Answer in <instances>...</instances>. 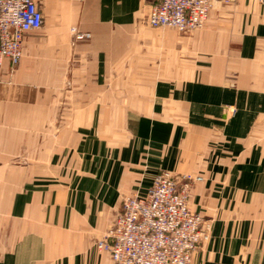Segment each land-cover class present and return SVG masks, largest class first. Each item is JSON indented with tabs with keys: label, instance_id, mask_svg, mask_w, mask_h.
Wrapping results in <instances>:
<instances>
[{
	"label": "crops",
	"instance_id": "1",
	"mask_svg": "<svg viewBox=\"0 0 264 264\" xmlns=\"http://www.w3.org/2000/svg\"><path fill=\"white\" fill-rule=\"evenodd\" d=\"M152 2L38 0L2 60L0 264H112L95 241L160 170L203 177L191 264H264V0L190 32L147 24Z\"/></svg>",
	"mask_w": 264,
	"mask_h": 264
},
{
	"label": "built area",
	"instance_id": "2",
	"mask_svg": "<svg viewBox=\"0 0 264 264\" xmlns=\"http://www.w3.org/2000/svg\"><path fill=\"white\" fill-rule=\"evenodd\" d=\"M230 3L233 0H220ZM214 0H153L145 21L154 27L180 32L204 26ZM43 13L38 0H0V64L10 70L19 63L25 35L38 30ZM81 32L77 38H87ZM234 110L232 109V113ZM199 174L158 171L142 194L122 198L119 212L95 241L112 264H191L199 243L208 239L211 222L190 205Z\"/></svg>",
	"mask_w": 264,
	"mask_h": 264
},
{
	"label": "rangeland",
	"instance_id": "3",
	"mask_svg": "<svg viewBox=\"0 0 264 264\" xmlns=\"http://www.w3.org/2000/svg\"><path fill=\"white\" fill-rule=\"evenodd\" d=\"M14 68H15V67H14ZM14 68H13V69H14Z\"/></svg>",
	"mask_w": 264,
	"mask_h": 264
}]
</instances>
